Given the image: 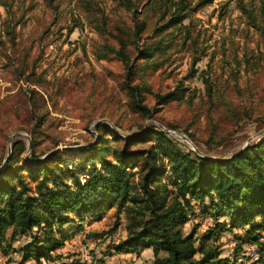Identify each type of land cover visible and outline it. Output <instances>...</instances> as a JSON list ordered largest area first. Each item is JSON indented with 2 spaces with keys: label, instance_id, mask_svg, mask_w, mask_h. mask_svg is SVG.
Instances as JSON below:
<instances>
[{
  "label": "rangeland",
  "instance_id": "1",
  "mask_svg": "<svg viewBox=\"0 0 264 264\" xmlns=\"http://www.w3.org/2000/svg\"><path fill=\"white\" fill-rule=\"evenodd\" d=\"M12 1L10 15L0 4V167L12 154L14 141L21 140L12 164L29 185L34 181L26 160L32 151L39 159L55 152L48 162L49 183L59 176L74 189L69 168L83 181L90 172L104 170L102 159L120 164L115 148L122 146V137L147 127L165 131L182 150L220 159L264 138V47L244 24L237 0L200 6L192 13L196 49L189 41L182 46L178 34L163 62L138 75L151 90L143 99L149 114L134 107L124 87V65L107 51L114 44L112 25L129 21L115 0H56L53 5L45 0ZM190 67L197 70L193 77H188ZM179 87L186 91L160 100ZM97 122L107 127L99 131ZM149 136L133 147L155 142L156 134ZM160 162L165 168L160 179L167 181L169 162L166 157ZM137 169L128 168L134 176ZM5 177L18 183L16 177ZM191 202L183 231L197 247H214L230 264H264L258 245L245 234L246 225L230 226L227 213L214 215L207 198ZM81 218L71 214V221L62 226L66 235L60 233L63 242L52 251L59 257L25 260L20 251L8 248L0 250V264L151 262V248L117 251L108 246L125 236V217L116 203L103 204L98 215L88 211ZM262 220L260 214L253 218L256 223ZM259 232L264 241V226ZM20 242L23 239L12 245Z\"/></svg>",
  "mask_w": 264,
  "mask_h": 264
},
{
  "label": "trees",
  "instance_id": "2",
  "mask_svg": "<svg viewBox=\"0 0 264 264\" xmlns=\"http://www.w3.org/2000/svg\"><path fill=\"white\" fill-rule=\"evenodd\" d=\"M45 1L53 5L56 0ZM211 1L115 0L117 9L123 10L129 21L119 20V24L112 25L114 44L107 46V51L124 65V87L135 108L145 114L151 111L143 101L144 93L151 90L145 79L138 80V75L163 62L167 49L176 44L178 34L182 35V46L189 41L196 49V36L191 35L192 13ZM0 4L10 15L13 1L0 0ZM236 7L246 27L256 32L258 43L264 47V0H237ZM259 54L262 55L261 50ZM197 60L195 57L193 66ZM196 72L190 67L188 77L195 76ZM184 91L186 88L179 87L160 100L178 97ZM105 127L102 122L95 124L99 131ZM149 132L156 134L155 142L133 147L146 142ZM112 133L117 135L115 130ZM122 139V146L115 148L120 164L102 159L104 170L90 172L83 181L69 168L74 189L59 176L49 183L48 162L56 156L55 152L43 159L31 152L26 165L34 184L29 185L18 166L12 164L15 145L23 144L15 140L12 154L0 167V250L6 252L12 248L20 251L23 259L38 262L42 258L59 257L52 251L62 244L60 233L63 231L62 235H66L62 226L71 221V214L82 219L81 215L88 211L98 215L103 204L116 203V210L122 211L125 217V236L108 245L115 250L151 248L149 264H230L229 258L220 256L214 247H197L192 235H185L183 231L189 219L191 199L204 201L207 198L215 209L212 210L214 215L227 213L230 226L246 225L245 234L258 245L259 260L264 263V241L260 240L259 232L264 226V138L226 159L182 150L165 131L151 127ZM163 157L169 162L167 181L160 179L165 171L160 162ZM133 166L138 167L136 179L134 172L128 170ZM7 175L16 177L18 183L7 181ZM257 214L263 216L258 223L253 222ZM218 225L222 227L223 223ZM210 233L215 234L216 230L211 228ZM21 239L22 243L12 245L13 241ZM197 252L201 253L198 257Z\"/></svg>",
  "mask_w": 264,
  "mask_h": 264
}]
</instances>
